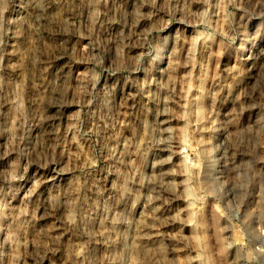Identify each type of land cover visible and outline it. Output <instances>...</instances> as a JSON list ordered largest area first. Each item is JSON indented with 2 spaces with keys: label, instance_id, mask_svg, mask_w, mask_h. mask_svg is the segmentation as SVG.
I'll return each mask as SVG.
<instances>
[{
  "label": "rangeland",
  "instance_id": "rangeland-1",
  "mask_svg": "<svg viewBox=\"0 0 264 264\" xmlns=\"http://www.w3.org/2000/svg\"><path fill=\"white\" fill-rule=\"evenodd\" d=\"M0 264H264V0H0Z\"/></svg>",
  "mask_w": 264,
  "mask_h": 264
}]
</instances>
